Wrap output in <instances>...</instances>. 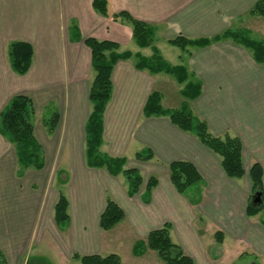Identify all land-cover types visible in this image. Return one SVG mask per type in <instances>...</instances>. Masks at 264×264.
Returning a JSON list of instances; mask_svg holds the SVG:
<instances>
[{
    "label": "crops",
    "instance_id": "0c3cea01",
    "mask_svg": "<svg viewBox=\"0 0 264 264\" xmlns=\"http://www.w3.org/2000/svg\"><path fill=\"white\" fill-rule=\"evenodd\" d=\"M256 2L108 0L106 17L95 11L93 0H0V113L11 97L22 93L32 98L36 117L47 108H55L59 114L51 132L44 120L34 119L35 135L45 155V165L40 170L30 169L16 177L15 148L0 135V249L8 264H30L32 257L27 254L34 248L31 240L40 229H48L60 238L71 262L82 264L74 256L78 253L117 254L120 264H165L152 254L146 239L150 231L166 222L172 225V239L195 264H230L248 249L264 259V218H260L264 209L255 215L247 214L252 189L250 167L259 162L264 171V64L254 58L249 48L231 39L199 49H182L188 58L178 55L181 63H171L160 53L171 65H186L201 81L202 92L194 100V109L210 131L241 139L245 174L235 180L224 171L220 157L195 135L173 124L168 116L143 115L158 73L138 69L137 56L150 57L154 47L149 53V46L131 49L132 27L113 17L114 13L127 11L153 25L154 40L161 37L169 41L179 35L210 38L229 29ZM88 37L117 42L119 51L132 53L130 58L117 61L112 72L113 95L104 115L100 151L124 157L126 168L146 169L149 177L156 175L158 184L151 192L146 189L149 177L142 176L139 190L131 194L126 175L115 176L105 168L86 163L89 88L94 79L91 50L85 43ZM16 40L27 41L34 48L32 65L24 75L12 70L7 57L8 45ZM132 144L145 151H135L136 159L128 167L126 153ZM61 147L76 152L80 160L73 191L67 195L69 220L63 223L62 231L54 219L59 192L55 196L36 194V189H25L20 182L33 172L41 175L34 176L38 179L37 189L46 188L49 154ZM11 148L14 159L9 155ZM149 151L153 153L151 159L137 157ZM176 160L191 161L199 170L202 180L198 197L187 199L173 185L168 165ZM109 195L125 212L124 219L111 229L118 231L116 240L106 238L110 230L100 226ZM206 232L212 239V235L217 238L216 233L220 234L215 241L210 238L205 243ZM143 240L145 250L138 251V242ZM213 249L218 252L212 253ZM149 254L150 261L145 257Z\"/></svg>",
    "mask_w": 264,
    "mask_h": 264
},
{
    "label": "trees",
    "instance_id": "16d2710c",
    "mask_svg": "<svg viewBox=\"0 0 264 264\" xmlns=\"http://www.w3.org/2000/svg\"><path fill=\"white\" fill-rule=\"evenodd\" d=\"M108 0H93V8L102 16H109ZM251 14L264 16V0L257 2L250 9ZM115 20L131 25L133 39L141 47H154V53L150 57L138 54L136 66L138 69L148 70L152 73H167L174 75L182 83L187 78V68L183 65H171L160 54L154 45L155 27L132 16L127 11L114 13ZM231 38L235 42L249 48L254 58L259 63H264V44L261 41L251 39L243 34L227 29L213 38H188L179 35L169 40L173 45L181 49L188 46L204 47L213 41ZM86 45L91 50V65L95 72L89 88V101L91 110L86 122L85 157L89 167L105 168L112 175L123 173L131 182V194L136 193L142 183V176L136 168H126L124 157H112L100 151L104 141V115L109 101L113 95L112 72L117 61L128 59L132 56L130 51H119V44L110 40H100L94 37L85 39ZM7 57L12 70L19 74H26L34 59L33 46L24 40L11 42L7 47ZM201 84H186L183 94L190 100L196 99L201 94ZM161 93L152 91L145 103L143 115L168 116L173 124L182 130L195 135L206 147L217 154L226 174L233 179H241L244 174L243 144L238 136L226 133L216 135L209 129L208 123L197 118L190 111L181 109L167 110L161 103ZM36 110L30 96L22 93L15 94L0 113V135L11 143L16 152L18 173L23 175L27 170H40L45 165V155L41 143L35 135L34 117ZM59 120L58 112L51 119L44 120L48 131H54ZM139 159H151L153 153H138ZM169 176L176 190L185 194L187 189L198 184L202 176L197 167L188 160H176L169 165ZM263 167L259 162H254L250 167L252 189L247 205V214L255 215L264 209V202L260 206L252 201L255 193H261L264 197ZM158 184V177L151 175L147 182V191ZM69 201L62 191H59L58 199L54 206V219L59 225L69 220ZM125 217V212L120 204L110 195L107 197L106 208L100 217V226L103 230L112 229ZM172 225L166 222L156 228L147 236V245L156 250L165 264H195L192 257L187 255L180 244L171 236ZM220 233H216L217 238ZM82 264H120L117 254L102 256L99 254L81 255L75 253ZM0 264H8L7 257L0 249Z\"/></svg>",
    "mask_w": 264,
    "mask_h": 264
},
{
    "label": "rangeland",
    "instance_id": "374dc122",
    "mask_svg": "<svg viewBox=\"0 0 264 264\" xmlns=\"http://www.w3.org/2000/svg\"><path fill=\"white\" fill-rule=\"evenodd\" d=\"M125 25L131 26L128 23L124 22ZM230 30H233L234 32L243 34L251 39L261 41L264 44V16L261 15H256V14H251L250 10L245 12L240 16V19L238 21L234 22L233 25L229 28ZM227 30V29H226ZM225 30H223L221 33H223ZM220 34V33H219ZM218 35V34H217ZM209 38V37H208ZM213 38V37H210ZM231 39V38H228ZM226 40V39H223ZM233 40V39H231ZM220 41V40H219ZM217 41H213L211 43H214ZM154 44L158 46L160 49V53L163 54L168 61L171 63H181L182 60L178 59V55H181L184 60L188 58L187 53L183 52L181 48H179L176 45H173L169 41H164V39H161V37H158L157 39L155 38ZM131 49H136L138 47V44L136 41L133 39L132 44H130ZM208 46V45H207ZM205 47V46H204ZM188 48H194V49H199L203 47H194V46H188ZM128 49V47H127ZM193 49V50H194ZM152 51V47L149 46L146 49V52ZM264 64V63H262ZM184 66V65H183ZM188 69V67L185 65ZM93 70V69H92ZM92 76H95V72L92 71ZM157 82L154 87L152 88L151 92L154 90H157L161 93V103L163 107L167 110H175V109H181L185 111H190L191 113L194 114L197 118H200V115L196 112L194 109V100H190L183 94V89L186 84H201V81L199 78L196 76V74L191 71L187 70V78L184 82L180 83L174 75L167 74L164 72L158 73L156 75ZM202 86V84H201ZM201 92H202V87H201ZM201 95V94H200ZM198 98V97H197ZM196 98V99H197ZM55 113V108L51 110V108L45 109L43 112L39 114V116H35L34 119H42V120H48L51 119L52 115ZM202 119V118H201ZM136 147V148H135ZM138 146H135V144H132L131 148L129 147L126 157L128 158L127 161V166L129 167L130 161L133 159L135 160V151H141L142 148H137ZM64 148H59L53 153H50L49 156H51V164L50 167H48V174L45 176V184L46 188H40L37 189L38 183L37 180L35 179L34 176L37 175L38 177H41V175L37 173H28V178H23L20 180L21 186L26 189H36V194H45L49 196H55V194L59 191H62L66 195H69L73 189L71 190V186L74 183V179L77 177V173L79 170L78 166L80 165V160L77 157L76 152L75 153H70L69 150L67 149L64 151ZM145 151V150H143ZM11 153L9 155L12 156L14 159L13 151L12 148L10 150ZM144 153V152H143ZM79 160V161H78ZM131 164V163H130ZM58 167V169H57ZM88 168V167H87ZM144 178H148L149 172L146 171V169L138 170ZM18 172V170H17ZM16 177L20 176L19 173H16ZM22 177V176H21ZM36 177V176H35ZM127 178V177H126ZM128 179V178H127ZM120 180L122 178L120 177ZM238 180V179H235ZM66 182V183H65ZM239 183L243 182L242 180L238 181ZM75 184V183H74ZM200 183L191 186L185 193V197L188 199H193L194 197H198L199 193L197 192L198 187ZM24 189V190H25ZM23 190V189H22ZM23 190V191H24ZM260 218H264V213H261ZM200 227L203 226L202 222H199ZM59 230L62 231L64 228L63 223L59 224ZM123 231V230H122ZM118 231L116 229L111 230L108 232L109 235H106V238H111L112 240L118 239ZM211 233L206 232L204 234L205 237V243L206 241L210 240ZM213 236V241H215L216 236ZM215 238V239H214ZM117 243V241H115ZM146 243V242H145ZM145 243L143 241H139L138 244L140 245L138 247V251H143L145 250ZM32 246H34L32 252H29V255L32 257V260L30 264H49L48 260H52V264H80L77 263L76 261H68V254L64 250L60 238L57 236H54L53 233L46 229V230H36V233L34 234L32 240H31ZM150 250V249H148ZM122 251V250H121ZM150 252V251H149ZM217 249H213L212 253H217ZM248 253H245V255L242 258H235L234 261H230V264H264V259L255 256L253 253H251V250H247ZM123 253V257L121 258L125 260L126 256ZM152 254L154 256H158L161 262L165 263V261L160 257L158 252L156 250H153ZM146 259L150 261L151 256L145 255Z\"/></svg>",
    "mask_w": 264,
    "mask_h": 264
},
{
    "label": "water",
    "instance_id": "95a60500",
    "mask_svg": "<svg viewBox=\"0 0 264 264\" xmlns=\"http://www.w3.org/2000/svg\"><path fill=\"white\" fill-rule=\"evenodd\" d=\"M252 201H253L254 204H257L258 206H260L262 204V202H263L261 193H258V192L255 193L253 195Z\"/></svg>",
    "mask_w": 264,
    "mask_h": 264
}]
</instances>
